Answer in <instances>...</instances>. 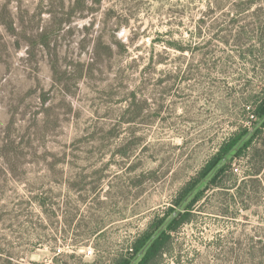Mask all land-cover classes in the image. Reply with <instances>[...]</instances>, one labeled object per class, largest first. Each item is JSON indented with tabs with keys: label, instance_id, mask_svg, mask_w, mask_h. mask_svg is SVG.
I'll return each instance as SVG.
<instances>
[{
	"label": "rangeland",
	"instance_id": "rangeland-1",
	"mask_svg": "<svg viewBox=\"0 0 264 264\" xmlns=\"http://www.w3.org/2000/svg\"><path fill=\"white\" fill-rule=\"evenodd\" d=\"M63 1L0 0V264H110L185 214L150 264H264L252 147L200 177L264 96V0H101L84 18Z\"/></svg>",
	"mask_w": 264,
	"mask_h": 264
},
{
	"label": "trees",
	"instance_id": "trees-1",
	"mask_svg": "<svg viewBox=\"0 0 264 264\" xmlns=\"http://www.w3.org/2000/svg\"><path fill=\"white\" fill-rule=\"evenodd\" d=\"M54 1L55 0H48L49 3ZM92 1L94 4L89 6L87 5L86 0H71L68 5V10L65 12V14L67 16L79 15V17L84 18L86 15H88V13H90V11H98L100 8L101 0ZM63 4L64 1L59 0V8H62ZM51 17H53V13L51 14ZM53 19H55V17ZM62 19L63 17L57 20L58 27L61 25L60 23H62ZM49 36L50 35L48 34L47 28L40 29V31L34 37L32 47L48 49ZM118 46L122 49L124 48V46L120 43H118ZM106 49L108 52H111L110 45L106 46ZM93 52L95 60L96 57H98V52H100L99 47L94 46ZM250 147L252 148L249 161L253 170V178L256 179L260 174L259 172L262 166L264 165V96L263 98L257 99L255 103L254 120L250 129L242 128L238 130L220 146L217 153L202 169L200 174L201 179H210L209 183L212 184L217 180H221L230 162L244 155V153L248 151ZM187 191L185 192L186 194H188ZM201 194L202 193L195 196L193 201L185 207L186 210L201 197ZM182 198L183 196H180L179 199ZM179 201L181 202V200ZM185 215H178L169 224L167 230L162 231L157 235L150 234L148 232H144L143 234L139 235L132 244L131 254L129 253V256L127 257L120 256L119 258H116L110 262V264H150L162 253L165 245L168 243V232L174 231L178 225L183 222V217H185ZM160 223L161 222H153L152 226L157 228Z\"/></svg>",
	"mask_w": 264,
	"mask_h": 264
},
{
	"label": "built area",
	"instance_id": "built-area-1",
	"mask_svg": "<svg viewBox=\"0 0 264 264\" xmlns=\"http://www.w3.org/2000/svg\"><path fill=\"white\" fill-rule=\"evenodd\" d=\"M91 253H92V251H91V250H88V251L86 252V255H91Z\"/></svg>",
	"mask_w": 264,
	"mask_h": 264
},
{
	"label": "water",
	"instance_id": "water-1",
	"mask_svg": "<svg viewBox=\"0 0 264 264\" xmlns=\"http://www.w3.org/2000/svg\"><path fill=\"white\" fill-rule=\"evenodd\" d=\"M253 130V129H252Z\"/></svg>",
	"mask_w": 264,
	"mask_h": 264
}]
</instances>
